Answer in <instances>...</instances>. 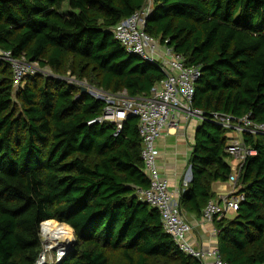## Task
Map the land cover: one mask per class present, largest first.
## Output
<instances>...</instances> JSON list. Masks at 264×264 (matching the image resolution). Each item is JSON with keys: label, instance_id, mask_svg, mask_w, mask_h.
<instances>
[{"label": "trees", "instance_id": "1", "mask_svg": "<svg viewBox=\"0 0 264 264\" xmlns=\"http://www.w3.org/2000/svg\"><path fill=\"white\" fill-rule=\"evenodd\" d=\"M145 4L0 0V51L53 74L27 75L14 93L11 64L0 58V264H39L47 221L74 231L75 244L55 264H200L137 197L150 187L138 119L129 117L117 137L112 124L89 125L106 104L60 79L147 97L165 74L113 35ZM145 32L201 71L194 107L205 120L179 202L184 216L202 218L217 197L213 184L232 173L228 130L212 114L264 125V0H154ZM242 137L257 155L240 175L245 201L214 221L217 247L228 264H264V135Z\"/></svg>", "mask_w": 264, "mask_h": 264}, {"label": "built area", "instance_id": "2", "mask_svg": "<svg viewBox=\"0 0 264 264\" xmlns=\"http://www.w3.org/2000/svg\"><path fill=\"white\" fill-rule=\"evenodd\" d=\"M153 3L154 0H146L141 10L131 18L121 21L113 30L114 39L129 54L158 65L165 74V79L156 84L147 97L130 98L126 91L110 94L95 89L87 81L79 82L70 74L60 79L69 85L85 88L89 95L106 104L102 115L90 121L89 125L112 124L115 126L114 136L117 137L129 117L138 119L142 140L141 159L150 187L137 189V197L159 211L164 230L187 256L197 259L200 264H209V259L212 260V264H228L223 260L218 247L203 250L195 247L190 240L192 226L185 219L179 199L172 192L168 180L163 177L157 164V142L165 128L175 123L176 116L182 115L186 120L196 119L201 123L205 120V113L194 107L196 82L201 76L200 69L187 66L185 58L167 46L168 41L162 44L145 32L147 18L153 11ZM0 58L11 64L14 93L22 86L27 75H37L42 69L38 65L29 63L25 58H14L11 52L0 51ZM90 88L95 90L92 91ZM211 120L228 130L227 136L230 141L226 152L230 158L239 162V165H231L232 173L228 183L232 186V191L226 196H221L220 199L210 200L204 209L202 219L214 223L215 220L235 215L240 204L245 201V194L240 193L243 188L240 175L247 159L256 156L257 150L247 146L242 136L244 133L264 135V125L254 123L249 116L236 119L215 113L212 114ZM190 171L192 175L191 167ZM191 181L192 179L187 181L185 187H188ZM181 193L182 191L180 195Z\"/></svg>", "mask_w": 264, "mask_h": 264}, {"label": "crops", "instance_id": "3", "mask_svg": "<svg viewBox=\"0 0 264 264\" xmlns=\"http://www.w3.org/2000/svg\"><path fill=\"white\" fill-rule=\"evenodd\" d=\"M199 126L200 121L186 120L182 115H178L175 123L165 128L157 142L158 167L178 199L182 189L187 188L184 184L192 179L189 161ZM213 191L217 196L215 199H220L221 196H226L232 191V186L228 182H218L213 184ZM184 217L192 226L189 237L195 247L203 250L217 247V231L214 223L193 215ZM208 262L212 264L211 259Z\"/></svg>", "mask_w": 264, "mask_h": 264}, {"label": "bare ground", "instance_id": "4", "mask_svg": "<svg viewBox=\"0 0 264 264\" xmlns=\"http://www.w3.org/2000/svg\"><path fill=\"white\" fill-rule=\"evenodd\" d=\"M42 227L47 249L58 250L59 256H63L72 242V228L67 225H58L54 221H47L43 223Z\"/></svg>", "mask_w": 264, "mask_h": 264}, {"label": "rangeland", "instance_id": "5", "mask_svg": "<svg viewBox=\"0 0 264 264\" xmlns=\"http://www.w3.org/2000/svg\"><path fill=\"white\" fill-rule=\"evenodd\" d=\"M67 7L65 5V7L63 8V12H67ZM37 65V64H35ZM39 67V66H38ZM41 69V68H40ZM38 74H42V75H46V76H50V75H53L51 70L49 68H46V69H41V71L38 72ZM68 77V75H67ZM95 89H98L96 87H94ZM94 88H90V90L94 91L95 89ZM231 136H235L234 134H231ZM228 162L230 165H233V164H237L239 165V162L233 158H230L228 159ZM231 217V216H229ZM56 224L58 225H61L60 223L54 221ZM41 239H42V247H43V254L41 256V259H40V263L41 264H55L56 262H59L62 258L59 257V252L58 250H49L47 249V244H46V239L44 237V234L43 232L41 231ZM71 245L69 247V249H71L73 247V242L75 241V237H74V234H73V238L71 240Z\"/></svg>", "mask_w": 264, "mask_h": 264}, {"label": "water", "instance_id": "6", "mask_svg": "<svg viewBox=\"0 0 264 264\" xmlns=\"http://www.w3.org/2000/svg\"><path fill=\"white\" fill-rule=\"evenodd\" d=\"M81 92L82 93H87V90L85 89V88H81ZM41 231H42V226H41ZM73 234H74V231H73ZM75 244V241L73 242V244L72 245H74ZM67 253V252H66ZM66 253L63 255V256H59L60 258H63L65 255H66ZM39 264H41L40 262H39Z\"/></svg>", "mask_w": 264, "mask_h": 264}]
</instances>
